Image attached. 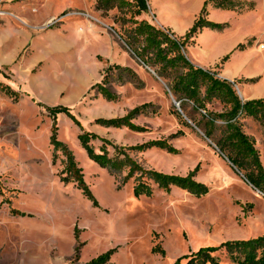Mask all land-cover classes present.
Returning <instances> with one entry per match:
<instances>
[{"label": "rangeland", "instance_id": "rangeland-1", "mask_svg": "<svg viewBox=\"0 0 264 264\" xmlns=\"http://www.w3.org/2000/svg\"><path fill=\"white\" fill-rule=\"evenodd\" d=\"M205 1L202 17L223 26L203 27L183 52L240 78L233 86L242 100L264 97V0H146L147 10L136 18L182 39ZM0 12V43L10 46L8 53L0 47V80L10 85L0 84V98L9 96L6 105L0 99V264H87L106 252V264H174L202 246L264 234V193L187 117L198 120L200 111L187 103L184 112L164 79L120 37L123 17L133 10L98 9L97 0H0ZM111 64L131 71L107 70ZM103 82L116 99L93 87ZM143 104L145 112L133 119L143 130L95 122ZM59 105L80 124L57 112ZM208 108L224 110L217 99ZM54 123L97 205L65 178L67 155L51 143ZM242 123L264 164V126L251 117ZM81 128L122 147L167 140L177 153L128 152L148 169L195 170L207 193L165 191L149 181L152 195L135 196V176L125 180L127 170L112 172L93 161L78 139ZM91 143L100 152L102 142ZM217 255L228 264L224 253Z\"/></svg>", "mask_w": 264, "mask_h": 264}, {"label": "trees", "instance_id": "trees-1", "mask_svg": "<svg viewBox=\"0 0 264 264\" xmlns=\"http://www.w3.org/2000/svg\"><path fill=\"white\" fill-rule=\"evenodd\" d=\"M206 6L207 1H205L191 28L185 35L181 36L182 39H178L177 35H173V32L158 27L145 19L136 18L141 12L147 10L146 0H97L98 9L111 10L117 8L119 11L124 10L125 12L126 10H133L130 17L127 15L123 17V31L120 37L138 58L145 64L152 66L157 75L164 79L173 96L180 102L184 112V106L187 103H192L193 110L200 111V119L198 120L186 115L202 130L207 138L216 144L220 152L233 165L244 171V175L251 185L264 193V164L261 160L260 151L255 146L254 138L245 133L242 128V119L247 117L253 118L264 126V97L242 100L233 86L236 81L221 78L217 75V71L195 65L183 52L187 45L194 43L195 36L203 27L223 26L202 17L201 13L205 11ZM219 7L226 8L222 5ZM113 68L131 71L129 67L119 64H111L107 70ZM103 84L105 82L97 83L93 87L98 86L99 91L106 99H116L117 96ZM214 99L223 104L224 110L222 112L212 111L208 108V103ZM147 106L148 104L137 106L124 116L97 118L95 122L106 127H128L140 131L144 128L134 123L133 119L144 113ZM56 110L66 113L77 124H80L68 107L59 105ZM174 112L181 123L188 126L183 116L176 110ZM220 121L223 122L220 123ZM81 130L78 139L82 148L86 150L93 161L102 167L109 168L112 172L127 170L125 180L135 176L137 181L133 188L135 196L152 195L153 187L149 181L165 191H169L172 186L186 189L197 196L208 191V186L205 183L195 179V170L187 175H179L148 169L138 163L128 152L129 150L143 151L152 147H159L170 153H177V149L167 140H151L135 146L122 147L113 144L109 139L95 132L86 131L83 128ZM93 140L102 142L100 152H96L93 147L91 143ZM51 143L55 149H60L67 155L68 161L64 171L69 175L65 178L76 180L78 186L83 189L85 196L97 205V199L84 180L82 168L76 163L68 146L58 139L55 123L52 128ZM109 146L113 148V152L110 151ZM217 252L225 254L228 264H264V234L246 239L227 240L214 246H202L191 254L177 258L174 264H223ZM109 257L110 253L106 252L93 258L87 264H106ZM183 259H187V262L182 263Z\"/></svg>", "mask_w": 264, "mask_h": 264}, {"label": "crops", "instance_id": "crops-1", "mask_svg": "<svg viewBox=\"0 0 264 264\" xmlns=\"http://www.w3.org/2000/svg\"><path fill=\"white\" fill-rule=\"evenodd\" d=\"M199 14H200V13H199ZM199 14H197V17H198ZM197 17H196V18H197ZM196 18H195V19H196ZM196 43H197V41H196V39H195L194 43H192V44H190V45H195ZM0 44H1V45H0L1 50H3L4 53H8L9 50H10V46L8 45L7 41H2ZM188 46H189V45H188ZM185 54L187 55L186 52H185ZM187 56H188V55H187ZM188 58H189V57H188ZM189 59H190V58H189ZM190 61H192L195 65L200 66V67H202V68H204V69H212V70L217 71V75H218L219 77H221V78L227 79V80H229V81H237V82H238V81H241V79L235 77V75H231V76H227V75H225V73L221 70L222 68H220V65H216V66L208 65V66H205V65H203V64H201V63H199V62H197V61H195V60H191V59H190ZM2 64H3V63H2ZM2 64H1V65H2ZM0 84H1L2 87L10 86V85L7 83V81H1V80H0ZM8 99H9V96L3 92L2 96H1V102H2V105H6V104L8 103ZM248 99H254L253 94H248V96L244 97L243 100H248Z\"/></svg>", "mask_w": 264, "mask_h": 264}, {"label": "bare ground", "instance_id": "bare-ground-1", "mask_svg": "<svg viewBox=\"0 0 264 264\" xmlns=\"http://www.w3.org/2000/svg\"><path fill=\"white\" fill-rule=\"evenodd\" d=\"M30 250H31V251H34L35 249H33V248H30ZM30 250H28V251H30ZM26 252H27V251H26ZM30 259H32V258H30Z\"/></svg>", "mask_w": 264, "mask_h": 264}, {"label": "built area", "instance_id": "built-area-1", "mask_svg": "<svg viewBox=\"0 0 264 264\" xmlns=\"http://www.w3.org/2000/svg\"><path fill=\"white\" fill-rule=\"evenodd\" d=\"M0 13H3V12H0ZM9 15H13L12 13H8ZM59 20V19H58ZM1 99V98H0Z\"/></svg>", "mask_w": 264, "mask_h": 264}]
</instances>
